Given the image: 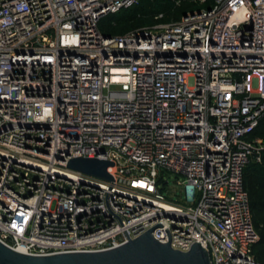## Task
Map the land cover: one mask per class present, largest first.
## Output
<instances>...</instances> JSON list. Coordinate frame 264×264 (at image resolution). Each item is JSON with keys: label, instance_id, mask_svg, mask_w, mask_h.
Here are the masks:
<instances>
[{"label": "built area", "instance_id": "obj_1", "mask_svg": "<svg viewBox=\"0 0 264 264\" xmlns=\"http://www.w3.org/2000/svg\"><path fill=\"white\" fill-rule=\"evenodd\" d=\"M139 1L0 0V242L103 252L155 227L212 264H262L245 173L263 155L264 0L101 30ZM74 158L112 162L113 180L69 171Z\"/></svg>", "mask_w": 264, "mask_h": 264}, {"label": "water", "instance_id": "obj_2", "mask_svg": "<svg viewBox=\"0 0 264 264\" xmlns=\"http://www.w3.org/2000/svg\"><path fill=\"white\" fill-rule=\"evenodd\" d=\"M112 166L113 163L106 160L74 158L68 162L67 169L95 181H112L108 172ZM156 227L163 228L160 224ZM154 228L135 240L103 252L29 256L0 242V264H212L201 244H194L186 253L174 250L170 231L166 230L168 244H162L153 237Z\"/></svg>", "mask_w": 264, "mask_h": 264}, {"label": "rangeland", "instance_id": "obj_3", "mask_svg": "<svg viewBox=\"0 0 264 264\" xmlns=\"http://www.w3.org/2000/svg\"><path fill=\"white\" fill-rule=\"evenodd\" d=\"M193 1L194 0H140L139 3L133 8L122 11L119 15L113 18V24L107 22L104 25V30L106 33H108V35H110V26L113 32L122 34L138 29L139 27L151 26L155 22L156 14L162 13V11L160 10L163 8H167V11L165 10V12L162 13L165 18L169 20L174 18L177 19L179 17L178 14L173 17L171 12L176 8L178 9L182 5H189V3L193 4ZM150 12H155V14H153V16H150ZM109 23L110 25L108 26ZM256 138L260 141L261 147L263 148L262 152H264V126L260 128L256 135ZM254 166L257 167L259 166V164H252L247 173H249ZM168 180L173 181L168 182ZM164 182H168L167 187L169 189L168 191H164L165 195L167 197H172L173 201H175L176 197L173 196V190L179 189L178 183L176 181V176L172 174L165 176ZM258 193L260 197L264 199V190H259ZM253 216L259 233V237L261 239L262 234H264V212H257L256 210H253ZM259 248L260 246L258 245L255 248L256 255L258 254L257 251L259 250Z\"/></svg>", "mask_w": 264, "mask_h": 264}, {"label": "trees", "instance_id": "obj_4", "mask_svg": "<svg viewBox=\"0 0 264 264\" xmlns=\"http://www.w3.org/2000/svg\"><path fill=\"white\" fill-rule=\"evenodd\" d=\"M212 2H213V0H208V3L203 5V6L209 7L212 4ZM194 8H198V6H196L195 4H190V3H189V5H186V4L182 5L178 9L176 8L175 10H173L171 12L173 17L178 14L179 17L177 19L174 18V19L169 20V19L163 17L162 19H159V20L155 19V22L152 25H154L156 23H168L171 21L180 20L183 15H185L188 11H190ZM165 10L167 11V8H163L160 11H162V13H163V12H165ZM162 13L156 14V17L161 15ZM119 14H117V15H119ZM149 14H150V16H153V14H155V12H150ZM117 15L110 16V17H108L102 21L100 28L105 34L108 35V33H106L104 30V25L107 22L112 23L113 18H115ZM110 23L108 24V26L110 25ZM143 27H145V26H143ZM109 28L111 30L110 35H118V33L113 32V30L110 26H109ZM139 28H141V27H139ZM122 34H124V33H122ZM262 126H264V120L260 124L259 128L256 130L254 137H256L258 131L260 130V128ZM252 164H254V163H252ZM252 164L250 166H252ZM250 166L248 167V169L250 168ZM248 169L246 170V173H245V188L247 189V191L250 195V203H251L252 213H253V210H256L257 212H264V199H262L258 193L259 190H264V152L262 155V163H260L259 166H257V167L254 166L250 170L249 173H247ZM251 199H252V201H251ZM253 218H254V216H253ZM254 223H255V221H254ZM255 226H256V224H255ZM259 241L260 242H258L257 245L260 246V248L257 251L258 254L256 255V253H255V255H256L257 260L260 263L264 264V234H262L261 239ZM256 246H255V248H256ZM254 252H256V249L254 250Z\"/></svg>", "mask_w": 264, "mask_h": 264}, {"label": "bare ground", "instance_id": "obj_5", "mask_svg": "<svg viewBox=\"0 0 264 264\" xmlns=\"http://www.w3.org/2000/svg\"><path fill=\"white\" fill-rule=\"evenodd\" d=\"M64 174H69V173L65 172Z\"/></svg>", "mask_w": 264, "mask_h": 264}]
</instances>
